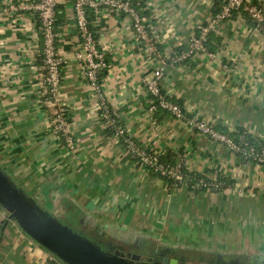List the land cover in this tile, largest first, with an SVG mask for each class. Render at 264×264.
<instances>
[{
    "label": "crops",
    "instance_id": "0c3cea01",
    "mask_svg": "<svg viewBox=\"0 0 264 264\" xmlns=\"http://www.w3.org/2000/svg\"><path fill=\"white\" fill-rule=\"evenodd\" d=\"M38 1L0 0L2 172L48 215L96 245L145 257L159 251L190 256L202 249L223 258L237 254L231 258L241 262L252 249L258 257L250 261L264 264V166L162 110L148 112L143 81L152 77L157 61L122 15L100 8L90 22L108 63L101 95L116 124L138 146L157 152L161 162L217 179L221 188L173 187L123 149L113 127L101 119L99 96L76 56L71 0H58L55 32L63 62L59 96L72 147L52 134L41 79L42 39L31 8ZM132 1L145 18L151 43L167 57L183 51L198 27L220 10L217 0ZM245 1L264 8V0ZM208 40L213 56L196 53L167 65L161 91L187 116H198L225 135L264 144V35L235 14ZM6 213L0 206V264H54Z\"/></svg>",
    "mask_w": 264,
    "mask_h": 264
},
{
    "label": "built area",
    "instance_id": "2783aa9c",
    "mask_svg": "<svg viewBox=\"0 0 264 264\" xmlns=\"http://www.w3.org/2000/svg\"><path fill=\"white\" fill-rule=\"evenodd\" d=\"M75 26L79 38L80 51L77 58L83 63V71L91 89L99 96L100 116L103 121L113 127L114 134L121 138L125 151L133 155L137 161L148 171L172 182L173 187H182L188 191H218L221 183L217 179L204 178L184 171L182 165L177 163L170 165L159 160L157 152L138 146L126 136L125 130L116 124L114 115L111 113L106 100L101 95L102 82L99 75L108 69V63L104 54L98 50L94 32L87 19L86 9L90 8L97 14L100 8H106L126 18L141 42L149 44V54L156 59V67L152 77L144 80L143 85L149 96L148 112L154 113L162 110L176 120L184 121L188 127L199 132L215 142L226 146L233 154L247 162L264 166V144L255 145L244 135L233 139L217 131L210 123L198 116H187L180 106L169 101L161 91V79L167 65L178 64L188 60L196 53L210 54L205 43L208 35L215 31L217 26L225 20L232 18L235 13L243 12L253 28L264 35V8L257 4H249L245 0H220L221 6L207 23L197 29V34L187 43L186 48L180 53H174L167 57L151 43L145 25V18L136 9L132 0H71ZM58 0H39L31 8L36 13L39 22V31L42 39L41 49V79L44 83L46 103L52 110L50 118V130L66 146L72 147V141L68 131L66 109L61 103L59 90L62 82V60L58 56L56 48L55 16ZM48 261L54 264H65L55 255L48 253Z\"/></svg>",
    "mask_w": 264,
    "mask_h": 264
},
{
    "label": "water",
    "instance_id": "95a60500",
    "mask_svg": "<svg viewBox=\"0 0 264 264\" xmlns=\"http://www.w3.org/2000/svg\"><path fill=\"white\" fill-rule=\"evenodd\" d=\"M0 206L28 236L65 264H131L127 259H139V255L120 250L111 255L96 248L43 211L1 169Z\"/></svg>",
    "mask_w": 264,
    "mask_h": 264
},
{
    "label": "flooded vegetation",
    "instance_id": "af4514ba",
    "mask_svg": "<svg viewBox=\"0 0 264 264\" xmlns=\"http://www.w3.org/2000/svg\"><path fill=\"white\" fill-rule=\"evenodd\" d=\"M99 247L102 248L103 252L107 253V254H111L113 255L114 252L116 251L114 247L110 246V245H102L99 244ZM120 250V249H117ZM123 253L127 254L129 252L124 251V249L121 248V250ZM131 255H133L131 253ZM169 260L168 262H165V260ZM171 261H175L174 264H189V263H199V264H255L249 261H234V260H228L225 259L219 255H216L214 259H210V260H205V258H203L202 256H196V255H183L182 253H176V254H172V253H167V252H163V251H159L157 252L154 256H149V257H145V256H139L138 260H132V259H127V262L131 263V264H173L171 263ZM206 261V262H205ZM262 264V263H259Z\"/></svg>",
    "mask_w": 264,
    "mask_h": 264
},
{
    "label": "trees",
    "instance_id": "16d2710c",
    "mask_svg": "<svg viewBox=\"0 0 264 264\" xmlns=\"http://www.w3.org/2000/svg\"><path fill=\"white\" fill-rule=\"evenodd\" d=\"M218 1V4H219V8H220V6H221V1L220 0H217ZM137 9V8H136ZM61 8L60 7H56V16H55V25L56 24H58V18H61ZM95 11L94 10H92V9H90V8H87L86 9V15H87V19H88V21L89 22H91V21H93L94 19H95ZM144 14V13H143ZM235 14H241V15H245L243 12H238V13H235ZM212 33V32H211ZM210 33V34H211ZM209 34V35H210ZM209 35H208V37H209ZM205 48H206V50L207 51H210V48H209V40H208V38H207V41H206V43H205ZM181 51H178V53H180ZM105 74H104V72L103 73H101L100 75H99V79L101 78L102 79V77L104 76ZM51 112H52V110H50ZM228 136V135H227ZM229 137H231V136H229ZM238 137V136H237ZM237 137H231V138H233V139H236ZM247 137V136H246ZM248 138V137H247ZM248 140L249 141H251L252 143H254V141L252 140V139H250V138H248ZM255 144V143H254ZM255 145H258V144H255ZM166 181L167 182H169V184L170 185H172L171 183V181H169V180H167L166 179ZM62 224V223H61ZM62 225H64V224H62ZM74 232V231H73ZM75 234H77V235H79L80 237H82L80 234H78V233H76V232H74ZM83 239H85L84 237H82ZM85 240H87V239H85ZM87 241H89V240H87ZM89 242H91V241H89ZM92 243V242H91ZM96 248H98V249H100L101 251H103L102 250V248L101 247H99L98 245H96V244H94V243H92Z\"/></svg>",
    "mask_w": 264,
    "mask_h": 264
},
{
    "label": "rangeland",
    "instance_id": "374dc122",
    "mask_svg": "<svg viewBox=\"0 0 264 264\" xmlns=\"http://www.w3.org/2000/svg\"><path fill=\"white\" fill-rule=\"evenodd\" d=\"M16 185V184H15ZM17 186V185H16ZM21 190V189H20ZM8 213V212H7ZM6 213V214H7ZM91 243V242H90ZM93 243V242H92ZM91 243V244H92ZM95 244V243H94ZM198 250V254L196 255V256H202L203 258H205V260H210L211 258L212 259H214L215 258V256L217 255V254H215V253H211V254H203V253H201L202 252V249L201 250H199V249H197ZM256 251V250H255ZM255 251L254 252H252V249H251V252H249L248 251V253L246 254V255H242L244 258H241V260L242 261H245V260H247V261H249V262H252V261H250L251 260V258L249 259V257H251V256H254V257H258V256H255L256 255V253H255ZM240 252V251H239ZM244 252V251H243ZM237 256V254H233V256L232 255H230V257L229 256H227V255H224V258L225 259H227L228 258V260L230 259V260H234V261H237V262H239V259H236V258H231V257H236ZM248 258V259H247ZM206 262V261H205ZM262 262H264V259H263V261ZM189 264H192V263H189ZM193 264H199V263H193Z\"/></svg>",
    "mask_w": 264,
    "mask_h": 264
}]
</instances>
